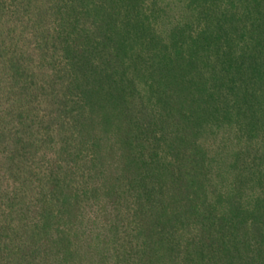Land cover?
Masks as SVG:
<instances>
[{"label":"trees","instance_id":"trees-1","mask_svg":"<svg viewBox=\"0 0 264 264\" xmlns=\"http://www.w3.org/2000/svg\"><path fill=\"white\" fill-rule=\"evenodd\" d=\"M0 264H264V0H0Z\"/></svg>","mask_w":264,"mask_h":264}]
</instances>
